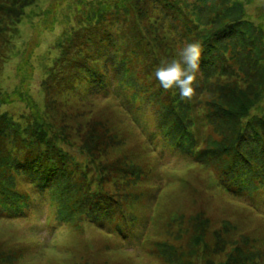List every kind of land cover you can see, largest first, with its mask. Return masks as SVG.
<instances>
[{"label":"rangeland","instance_id":"1","mask_svg":"<svg viewBox=\"0 0 264 264\" xmlns=\"http://www.w3.org/2000/svg\"><path fill=\"white\" fill-rule=\"evenodd\" d=\"M200 1L0 0V117L12 125L0 128V211L18 210L0 219L2 264H264V179L246 194L229 178L239 143L264 140V62L258 69L224 51L226 72L217 64L206 73L172 126L159 122L166 97H150L161 90L160 62L186 43L203 47L239 4L256 25L247 30L264 33V0ZM110 38L122 67L107 88L112 65L99 41ZM30 141L67 170L75 191L65 207L17 169ZM250 169L243 189L264 178ZM92 193L116 202L113 219L125 217L129 237L92 224Z\"/></svg>","mask_w":264,"mask_h":264},{"label":"trees","instance_id":"2","mask_svg":"<svg viewBox=\"0 0 264 264\" xmlns=\"http://www.w3.org/2000/svg\"><path fill=\"white\" fill-rule=\"evenodd\" d=\"M200 3L202 5H206L207 0H201ZM234 8V13L226 14L224 17L233 16L230 19V22L224 23L222 26H220L218 29H215L212 33V36L210 37V40L206 42L205 45L202 47V58H201V70L197 73V84L195 85V94L193 95V99L197 100V95L200 92V88L204 89V80L206 73H213L215 72V69L220 66L219 60L223 58L222 54L223 52H227V57L231 58L233 55L238 59L240 56L243 55L241 63L246 64L247 59L252 62V65L254 67H257L260 69L261 65L264 62V59H261L262 54L264 53V33L260 32L259 30L255 33L253 30L249 31L247 28L250 26H256L252 22L254 21L250 17H245L244 13H240L242 5L239 4ZM202 11L205 15H208L211 11V8L207 7H201ZM200 12V13H201ZM235 17V18H234ZM198 18V17H197ZM219 18L217 17L215 19V23H218ZM252 19V20H251ZM259 40L257 41V39ZM112 41V45L107 46L103 42V40H100L99 43L101 46H103V52H104V58L105 61H108L110 64H116L118 62H121V60L116 61L114 57L111 54L116 53L117 50L114 49L115 43L112 38H110ZM261 40V42H260ZM224 42V43H223ZM223 43V44H222ZM113 48L114 53H110L108 49ZM231 52V53H230ZM149 53V51H148ZM115 55V54H114ZM258 61L261 62V65L258 66ZM218 64V66H217ZM238 65V63H237ZM251 65V66H252ZM216 66V67H215ZM260 67V68H259ZM111 69L112 72H114L115 75H117V71H119V68L115 66H108L107 70ZM220 70L222 72H226V70H223L220 66ZM109 72V70L107 71ZM109 74L107 79H104L105 81H110L113 79V74ZM248 73V72H247ZM261 77L264 78V70L260 71ZM245 76L248 77V74H245ZM199 81V82H198ZM158 82V81H157ZM159 83V82H158ZM199 83V84H198ZM105 84H101V86H104ZM111 87V81L107 82L105 86L107 88ZM222 89H227V91L224 90L223 94L224 96H230L232 94L233 87L231 85L223 86ZM174 93H178V91H174ZM173 92H165L162 88L159 92L150 94V97L153 100L159 101L160 98L166 97L167 102L166 106L161 107L159 112V122L163 124H171L175 123V118H180L181 114V107L185 103L187 104L189 100H183L180 97H177L176 94H173ZM3 98L2 102L0 103V107L3 105L5 101L8 99L7 94L1 95ZM238 99V98H236ZM239 105V104H238ZM237 105V107H238ZM236 107V108H237ZM171 112L174 113V117L171 116ZM232 112V111H230ZM236 111H233L234 114ZM226 114V113H224ZM1 116V114H0ZM227 118L229 115L226 116ZM225 118V117H224ZM223 118V120H224ZM181 120V119H180ZM12 125L7 124L6 120H3V117H0V128L5 132L8 128H10ZM258 126L263 128V134H264V124L258 123ZM251 131L256 132L255 127L250 128ZM7 135H12L10 131L6 132ZM182 135V134H181ZM14 137V135H12ZM241 137L239 140H242ZM260 143L256 142V147L254 148L252 146L251 149L247 148L244 150L243 143L241 141L240 146H242L243 150L242 153L239 155L240 160L239 162L235 163L234 166H231L229 169L230 171V177L231 179H234V181H237L238 178H241L239 183L237 182L238 187H243L241 180L242 176L246 175L250 172V166L251 165H260V167H264V140L259 139ZM41 144H33L32 141L27 143V147L25 148L18 156L15 158V165L17 169L21 170L23 173L24 182L27 184H32L34 187V190L38 192L41 196L47 191L52 194L55 200H58L62 205L67 199L74 194L73 191L75 189L72 185H70L69 182V175L67 170L64 168L63 165L60 164L59 157L55 155L52 152V149L47 145L44 144L43 146H39ZM30 157V159H28ZM233 170V172H231ZM228 186H231V184H228ZM232 187V186H231ZM7 192V187L3 181V179L0 177V193ZM90 197L93 199L94 205L91 207L90 203L88 201H84L85 205H88L89 207V214L90 218L93 219V225H95L100 230H109V231H116L118 234L121 233L123 237L127 236L129 237L131 233H133L134 229H131V227L127 224L125 217L121 214L118 218L113 219V213L115 211V207L118 208L115 201H113L109 195L99 194L98 196H95L94 193L90 194ZM84 199H87L85 196ZM107 199V200H106ZM64 207L66 205H63ZM18 210L16 209H6L5 212L2 210L0 211V219L2 218H12L16 215ZM91 215H94L91 217ZM63 217H66V215H63ZM61 219V218H60ZM117 219V220H116ZM135 226V224H134ZM133 230V231H132ZM123 242L124 240L121 239ZM3 261L0 258V264H2ZM242 264V262H241Z\"/></svg>","mask_w":264,"mask_h":264},{"label":"clouds","instance_id":"3","mask_svg":"<svg viewBox=\"0 0 264 264\" xmlns=\"http://www.w3.org/2000/svg\"><path fill=\"white\" fill-rule=\"evenodd\" d=\"M201 58L200 43H186L178 51L176 58L162 60L155 68L154 75L160 87L165 92L178 89L181 99L191 100L195 94L197 73L201 70Z\"/></svg>","mask_w":264,"mask_h":264}]
</instances>
